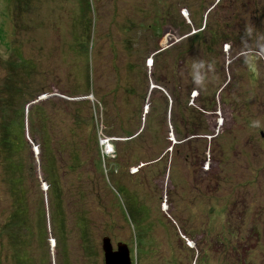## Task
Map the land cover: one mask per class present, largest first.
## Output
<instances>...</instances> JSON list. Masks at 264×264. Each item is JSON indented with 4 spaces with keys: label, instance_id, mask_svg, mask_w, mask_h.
I'll list each match as a JSON object with an SVG mask.
<instances>
[{
    "label": "rangeland",
    "instance_id": "obj_1",
    "mask_svg": "<svg viewBox=\"0 0 264 264\" xmlns=\"http://www.w3.org/2000/svg\"><path fill=\"white\" fill-rule=\"evenodd\" d=\"M92 1L0 0V264H264V0Z\"/></svg>",
    "mask_w": 264,
    "mask_h": 264
},
{
    "label": "trees",
    "instance_id": "obj_2",
    "mask_svg": "<svg viewBox=\"0 0 264 264\" xmlns=\"http://www.w3.org/2000/svg\"><path fill=\"white\" fill-rule=\"evenodd\" d=\"M82 4H84V6L82 8L81 18L83 16L84 12H86L88 10L92 11V13H95V9H94V5H93V1L92 0H82L81 5ZM207 15H208V13H207ZM85 16L88 17V15H85ZM194 17L195 18H193V16H192L193 23L197 25L198 24V21H196L197 20L196 19L197 18L196 17V14H195ZM94 18H95V15H93L90 18V20H92V21L89 22V28L90 29L94 27V24H95ZM10 23L13 24L14 27H15V24H14L13 21H10ZM148 25L150 26L151 24L148 23ZM15 31H16V29L14 31H12V34L13 35L15 34ZM210 33L212 34L213 32L210 31ZM214 33H216V34L214 35ZM214 33H213V36L215 38H217V34H220V32L219 33L218 32H214ZM210 37H209V40H210ZM163 52H164V50L163 51L162 50L160 51V53H163ZM162 64L165 65L164 62ZM159 72L162 74V77L155 76V78H154L155 83H157L159 85H162L167 90V92L169 93V95L171 97V100H172V102H171V109L174 110L176 107L178 108V106H179V97H180L179 95L181 94V92H180V94H178V92H179L178 90H181L182 88H178V90H177L176 85H173L172 87H170L169 84H168V82L167 83L166 82L163 83L162 82L163 79H164L163 76L165 75V73H167V71H165V70L162 71L160 69ZM225 86H227V84ZM192 88H196V86L194 87V83L191 81L189 84H187L185 86V88H184L185 91L184 92L185 93L186 92L189 93ZM197 90H198V95L202 94V90H199V89H197ZM158 91L161 92V90H159V89H158ZM163 96L165 97V101H168V97L165 94H163ZM203 100L204 99H197L196 98V102L195 103L198 106V108H203V109L205 108V105H204ZM174 118H175V115H174ZM173 121H174L175 127H177L176 120L173 119ZM4 127H5L4 128V133H3L2 137H1L0 143H1V146L4 148V149L2 148L3 151H4V158L7 161V163L10 165V167L12 168L15 165V162L14 161H16V159L13 158V150H14L13 148H15L18 151V148L24 144V140H23L22 133H20L21 131H19L20 134H13V130H12V127L13 126L12 125L11 126L10 125L9 126L8 125H5ZM21 128H22V125H21ZM179 132H180V130L176 129V132H175L176 133V137L177 136L178 137L180 136V133ZM191 133H196V132L195 131H192V132L189 131V133H188V131H186V135H189ZM181 138L182 137H180V139ZM14 170H17V169H14ZM54 179H55V177H54ZM48 184H49L48 185V188L51 187V184L52 183L51 182H48ZM15 226H16V224H15Z\"/></svg>",
    "mask_w": 264,
    "mask_h": 264
},
{
    "label": "clouds",
    "instance_id": "obj_3",
    "mask_svg": "<svg viewBox=\"0 0 264 264\" xmlns=\"http://www.w3.org/2000/svg\"><path fill=\"white\" fill-rule=\"evenodd\" d=\"M254 26L249 24L245 27L244 34L241 37L243 46L249 44V40L253 38ZM250 53V56L246 57L245 62L249 64L253 70H255V59L257 57L264 58V34H260L255 38V47H249L246 49ZM151 62V61H150ZM214 72V62L206 61L204 59L195 58L191 62V79L194 85L199 90H206L207 84L211 79L210 74ZM172 102V100H171ZM171 106V104H170ZM253 129L264 128L259 119H255L251 122ZM173 132V131H172ZM171 132V139H174L176 133Z\"/></svg>",
    "mask_w": 264,
    "mask_h": 264
},
{
    "label": "water",
    "instance_id": "obj_4",
    "mask_svg": "<svg viewBox=\"0 0 264 264\" xmlns=\"http://www.w3.org/2000/svg\"><path fill=\"white\" fill-rule=\"evenodd\" d=\"M102 247L104 251V264L132 263L130 248L126 242L119 241L116 249H114L110 237L105 235L102 238Z\"/></svg>",
    "mask_w": 264,
    "mask_h": 264
}]
</instances>
